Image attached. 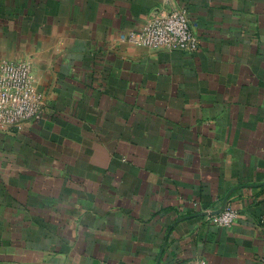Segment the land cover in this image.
Returning <instances> with one entry per match:
<instances>
[{"label":"crops","instance_id":"1","mask_svg":"<svg viewBox=\"0 0 264 264\" xmlns=\"http://www.w3.org/2000/svg\"><path fill=\"white\" fill-rule=\"evenodd\" d=\"M171 12L198 52L121 40ZM1 61L45 116L0 129V264H264V0H0Z\"/></svg>","mask_w":264,"mask_h":264},{"label":"built area","instance_id":"2","mask_svg":"<svg viewBox=\"0 0 264 264\" xmlns=\"http://www.w3.org/2000/svg\"><path fill=\"white\" fill-rule=\"evenodd\" d=\"M121 40L153 50L170 49L196 53L199 41L193 25L184 12L162 13L138 30L129 31ZM44 98L29 61L0 62V129H20L24 123L44 119ZM241 218L232 207L211 214L208 221L218 228H230Z\"/></svg>","mask_w":264,"mask_h":264}]
</instances>
